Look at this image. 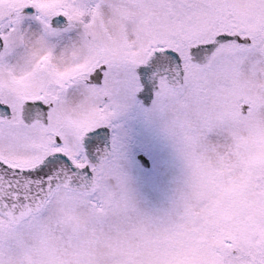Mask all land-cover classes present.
Returning a JSON list of instances; mask_svg holds the SVG:
<instances>
[{"label":"snow or ice","instance_id":"6c2138e0","mask_svg":"<svg viewBox=\"0 0 264 264\" xmlns=\"http://www.w3.org/2000/svg\"><path fill=\"white\" fill-rule=\"evenodd\" d=\"M0 43V264H264V0H0ZM137 94L181 163L162 214L124 169Z\"/></svg>","mask_w":264,"mask_h":264},{"label":"rangeland","instance_id":"374dc122","mask_svg":"<svg viewBox=\"0 0 264 264\" xmlns=\"http://www.w3.org/2000/svg\"><path fill=\"white\" fill-rule=\"evenodd\" d=\"M21 24L30 36L35 37V50L37 55L42 54L39 34L42 33L40 25L27 17ZM51 33H57L54 37ZM45 34L44 44L52 47L60 54L65 48L78 41V31L75 28L52 31ZM24 55H30L25 48ZM139 100V98H137ZM140 101V100H139ZM151 104V102H150ZM148 105L132 104L118 118L117 123L124 141V169L129 179V185L134 202L143 210L152 214H162L169 209L178 179L181 175V163L172 144L161 130L157 118L142 109ZM142 153L148 157L150 164L144 166L138 160L137 154Z\"/></svg>","mask_w":264,"mask_h":264},{"label":"water","instance_id":"95a60500","mask_svg":"<svg viewBox=\"0 0 264 264\" xmlns=\"http://www.w3.org/2000/svg\"><path fill=\"white\" fill-rule=\"evenodd\" d=\"M62 19H63V18H62ZM66 24H67V21L64 20V23H62V24H60V25L53 26V27H63V26H65ZM2 46H3V44L0 43V51H1V49H2ZM137 98H139V100L141 101V103L144 104V105H148V104H150V102H151L150 100H145L144 97L140 96L139 94H137ZM136 156H137L138 160L142 163V165H144V166H149L150 161H149V159H148L147 156H145V155L142 154V153H138Z\"/></svg>","mask_w":264,"mask_h":264},{"label":"clouds","instance_id":"9594fccd","mask_svg":"<svg viewBox=\"0 0 264 264\" xmlns=\"http://www.w3.org/2000/svg\"><path fill=\"white\" fill-rule=\"evenodd\" d=\"M83 15H86V13L82 14L81 18H83ZM35 39V37L28 35L23 40L24 47L29 53L35 50Z\"/></svg>","mask_w":264,"mask_h":264},{"label":"flooded vegetation","instance_id":"af4514ba","mask_svg":"<svg viewBox=\"0 0 264 264\" xmlns=\"http://www.w3.org/2000/svg\"><path fill=\"white\" fill-rule=\"evenodd\" d=\"M66 26H67V25H66ZM66 26H64V27H53V30H54V31H57V30H62V29H65V28H66ZM51 34H52V35L55 37L57 33H54V34H53V33H51ZM2 49H3V47H2ZM1 51H2V50H1Z\"/></svg>","mask_w":264,"mask_h":264}]
</instances>
